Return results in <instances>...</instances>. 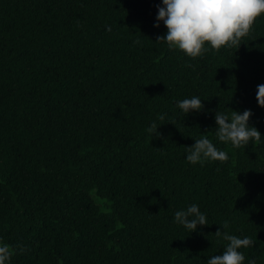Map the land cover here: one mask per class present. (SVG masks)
Listing matches in <instances>:
<instances>
[{"label":"trees","instance_id":"trees-1","mask_svg":"<svg viewBox=\"0 0 264 264\" xmlns=\"http://www.w3.org/2000/svg\"><path fill=\"white\" fill-rule=\"evenodd\" d=\"M161 5L0 0V242L11 264H206L224 250L225 222L254 243L245 264H264V143L233 149L214 121L250 110L264 137V17L240 47L190 59L157 42ZM193 96L203 110L186 116L176 105ZM202 135L228 160L187 163ZM193 203L208 226L191 234L174 214Z\"/></svg>","mask_w":264,"mask_h":264},{"label":"clouds","instance_id":"clouds-1","mask_svg":"<svg viewBox=\"0 0 264 264\" xmlns=\"http://www.w3.org/2000/svg\"><path fill=\"white\" fill-rule=\"evenodd\" d=\"M260 17H264V0H162L154 27L159 28L162 22L166 28V34L158 37L157 42H163L171 51H179L190 59H197L209 51L215 53L222 48L240 47ZM256 100L258 106L264 108V84L257 86ZM176 107L188 116L200 113L204 105L199 97L193 96L180 100ZM252 115L250 110L242 113L216 111V140L230 144L233 149H240L250 143H264L260 131L249 125ZM159 127L153 121L146 131L158 136ZM194 141L193 146L186 147L187 163L202 166L205 162L228 160V154L217 148L207 135ZM174 223L191 234L197 232L198 228L208 226L206 214L195 203L176 211ZM227 228L225 222L222 231L218 230L215 234L227 242L222 254L211 256L206 264H245L241 249L254 246V243L249 237L229 234ZM14 254L15 250L10 245L0 242V264H11Z\"/></svg>","mask_w":264,"mask_h":264}]
</instances>
